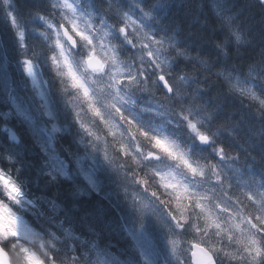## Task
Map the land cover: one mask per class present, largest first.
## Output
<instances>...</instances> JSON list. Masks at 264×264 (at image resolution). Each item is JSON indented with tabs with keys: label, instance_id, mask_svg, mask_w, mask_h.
I'll return each instance as SVG.
<instances>
[{
	"label": "clouds",
	"instance_id": "9594fccd",
	"mask_svg": "<svg viewBox=\"0 0 264 264\" xmlns=\"http://www.w3.org/2000/svg\"><path fill=\"white\" fill-rule=\"evenodd\" d=\"M0 264H264V0H0Z\"/></svg>",
	"mask_w": 264,
	"mask_h": 264
},
{
	"label": "rangeland",
	"instance_id": "374dc122",
	"mask_svg": "<svg viewBox=\"0 0 264 264\" xmlns=\"http://www.w3.org/2000/svg\"><path fill=\"white\" fill-rule=\"evenodd\" d=\"M152 242H153L152 238L147 235L141 237V243L143 247L146 248L147 250H151L154 247Z\"/></svg>",
	"mask_w": 264,
	"mask_h": 264
}]
</instances>
